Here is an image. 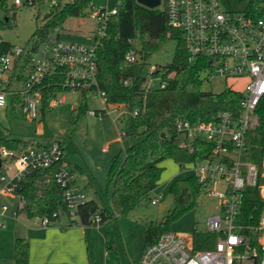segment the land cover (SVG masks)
Wrapping results in <instances>:
<instances>
[{"label": "built area", "instance_id": "built-area-1", "mask_svg": "<svg viewBox=\"0 0 264 264\" xmlns=\"http://www.w3.org/2000/svg\"><path fill=\"white\" fill-rule=\"evenodd\" d=\"M44 1V0H43ZM36 0H13L14 5H34ZM135 3L139 4L136 0ZM243 0H160L157 8L165 14L169 32H178L185 46L189 63L196 59L206 61L202 77L215 80L244 81L241 89L229 86L240 95L238 110L222 109L210 121L192 122L178 119L176 132L188 141L200 140L208 145L202 158L185 166L183 170L198 182L207 184L204 193L215 199L216 213L206 220V233L215 235L207 250H197L193 234L188 239L172 230L163 232L152 244L143 248L138 264H264V206L256 224L240 222L241 208L248 188L258 186L262 198L264 158L261 165L249 160V141L261 127L264 139V0H257L248 10L240 8ZM59 0H50L57 5ZM140 5V4H139ZM93 8V7H92ZM116 6L108 9L96 7L89 16L96 23L92 44L86 45L63 40L58 27L51 30L37 49L32 45H14L0 37V107L17 110L26 120L37 121L40 115L42 84L61 76L62 91H87L98 97L102 109H88L90 116H103L121 107L107 102L106 94L98 82L96 48L106 35L109 18ZM125 52L124 60L139 59L136 41ZM156 65L146 69L145 86L159 79L157 87L164 88L169 75H152ZM59 92V93H60ZM65 96L53 98L50 106L64 102ZM122 110V109H121ZM252 116L258 123L251 125ZM125 136L124 130L120 134ZM62 144L53 139L49 144L13 151L0 146V226L7 219L19 215L14 199L24 177L36 170L55 165L54 181L62 190L64 210L70 218L78 219V208L87 200L77 183L76 174L60 163ZM157 197L151 203L157 202ZM96 214L91 223L100 224ZM49 225L47 218L39 220Z\"/></svg>", "mask_w": 264, "mask_h": 264}, {"label": "trees", "instance_id": "trees-1", "mask_svg": "<svg viewBox=\"0 0 264 264\" xmlns=\"http://www.w3.org/2000/svg\"><path fill=\"white\" fill-rule=\"evenodd\" d=\"M256 1L243 0L240 8L248 10ZM93 6L91 0L50 5L44 23L37 26L31 35L32 51L66 18L84 16L86 10ZM5 7L4 1L0 0V11ZM9 21V17L5 16L3 21L0 20V27H5ZM168 39L176 43L172 61L157 65L152 74L156 76L164 71L163 77L169 75L167 84L164 88L147 89V60ZM130 40L138 41L139 59L135 62L124 60L125 52L132 45ZM96 53L99 86L105 92L108 103L122 108L125 136L121 152L114 154L108 163L105 191L107 193V187L111 185L108 207L100 206L95 198L87 199L78 208V221L82 225L90 224L96 214L101 216L102 221H109L128 213L143 199L151 201L150 193L157 187L163 170L160 166L162 160L172 159L182 167L202 158L208 149V145L200 140L181 138L175 129L176 121H210L219 110H238L240 98L238 92L228 88L218 93L203 90L202 71L206 61L196 59L194 63H189L182 38L178 32L168 33L165 14L160 8H147L134 0H116V13L109 18L106 35L98 42ZM61 82L62 77L57 76L42 84V114L52 108L51 100L62 91ZM81 95L79 106L71 111V121L75 126L87 112L85 99L89 93L82 91ZM41 145L33 136L13 137L0 128V146L9 150L19 152ZM248 146L249 160L261 165L264 158L261 127L256 128ZM62 150L60 163L74 172L83 173L84 169L69 159L78 152L74 143L69 140ZM55 168L52 165L24 175L17 188L19 214L28 219L47 218L49 225L59 218L62 214L59 212L64 210V199L62 190L54 181ZM207 187L192 175L172 180L169 192L173 195V206L157 222L146 223L145 246L154 243L163 232L170 231V225L175 220L194 209ZM263 206L264 198L258 186L246 189L240 222L256 224ZM193 239L195 249L207 250L212 247L215 235L194 232ZM28 255V240L16 237L13 264H29ZM133 264H138V260Z\"/></svg>", "mask_w": 264, "mask_h": 264}, {"label": "rangeland", "instance_id": "rangeland-1", "mask_svg": "<svg viewBox=\"0 0 264 264\" xmlns=\"http://www.w3.org/2000/svg\"><path fill=\"white\" fill-rule=\"evenodd\" d=\"M3 1L6 7L0 11V20L3 21L4 17L8 16L10 21L5 27H0V37L10 44L29 45L35 28L44 23V16L49 10L50 0L42 2L36 0L34 5L25 3L14 5L13 0ZM70 1L72 0H59L61 3ZM91 2L94 6L87 9L84 16L68 17L58 26L61 39L86 45L92 44L91 38L95 35L96 23L90 18V12H94L96 7L111 9L116 6V0H91ZM136 44L138 46V41ZM175 45L173 39H168L149 57L147 68L150 65L157 66L170 63ZM158 83L159 79H155L152 87L156 88ZM243 85L244 81L232 79L215 80L214 82L205 80L202 83V88L205 91L218 93L229 86L241 89ZM62 94L65 96V101L58 103L43 114L40 112L37 121L26 120L17 110L9 109L7 111L0 107V128L13 137L33 136L35 141L41 144H49L53 139H56L63 146H66L71 140L78 148V152L70 156V161L72 160V162L85 168L89 167L94 176L92 177L88 171L84 174L75 172L79 184L87 197L95 198L100 206L106 208L111 193V185H108V193H105L108 158L110 159L113 154L122 150L120 134L125 126L123 115L118 119L117 111L113 110L110 114H104L100 117L90 116L86 112L75 126L71 121V111L79 106L82 100L81 91L58 92L57 98H60ZM85 102L87 110H98L104 106L102 101L92 94L86 97ZM257 123V118L252 116L251 125ZM160 166L163 170L158 185L150 193L151 198L157 197L156 204H152L148 199H143L131 213L117 220L87 225L92 235L90 264L116 263L117 257L120 264H123V246L128 250L133 248L135 252H138L143 246V222L148 220L157 222L163 214L172 208L173 195L169 192V186L175 178L185 177L189 174L172 159L162 160ZM88 182L90 185L87 184ZM262 182L264 183V178ZM262 193L264 195V184ZM14 202V206L19 204L17 198L14 199ZM216 205L215 199L205 195L200 196L196 207L175 220L170 225V230L183 234L186 239L194 232L206 231V220L208 216L216 213ZM61 220H65L64 215L61 216ZM134 220H137L135 225L132 223ZM33 223H39V219H28L23 214H19L16 219H7L4 227L0 226V264H13L14 239L24 234L28 227L34 226ZM130 227L134 229L131 234L128 232ZM103 228L106 229L102 230ZM99 230L102 231L99 233ZM122 240L124 244H122Z\"/></svg>", "mask_w": 264, "mask_h": 264}, {"label": "crops", "instance_id": "crops-1", "mask_svg": "<svg viewBox=\"0 0 264 264\" xmlns=\"http://www.w3.org/2000/svg\"><path fill=\"white\" fill-rule=\"evenodd\" d=\"M105 149L106 147L104 150ZM109 160L110 159L108 158V163ZM80 166L84 169V172L81 174L87 173L88 171L92 177H94L89 167L85 168L82 165ZM77 183L79 184L78 179ZM87 184L90 185L89 182ZM79 186L82 188L80 184ZM87 199L90 198L87 197ZM134 209L135 207L128 213L116 216L114 219L109 221L117 220L118 218L131 213ZM63 215L65 216L64 221L61 220V216ZM148 221L143 222V239L145 226ZM132 223L135 225L137 220H134ZM33 225L34 226L32 227H28V230L24 234L18 236L25 237L29 242V264H90L92 257V235L89 232L87 225H82L79 223L78 219L70 218L65 213L60 214L59 218L48 226L43 227L40 223H33ZM105 229L106 228H103L102 230ZM102 230H99L98 232L100 233ZM133 231L134 229L132 227L128 230L130 234ZM122 244H124L123 240ZM144 246L145 243L143 241V246L138 250V252H135L133 248L128 250L125 246H123V264H133L137 261ZM116 259L117 262L112 264H120L119 258L117 257Z\"/></svg>", "mask_w": 264, "mask_h": 264}, {"label": "water", "instance_id": "water-1", "mask_svg": "<svg viewBox=\"0 0 264 264\" xmlns=\"http://www.w3.org/2000/svg\"><path fill=\"white\" fill-rule=\"evenodd\" d=\"M140 5L147 8H157L160 4V0H136ZM7 18H5L6 20Z\"/></svg>", "mask_w": 264, "mask_h": 264}]
</instances>
